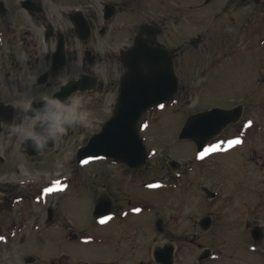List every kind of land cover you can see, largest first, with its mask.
<instances>
[{
  "label": "rangeland",
  "instance_id": "374dc122",
  "mask_svg": "<svg viewBox=\"0 0 264 264\" xmlns=\"http://www.w3.org/2000/svg\"><path fill=\"white\" fill-rule=\"evenodd\" d=\"M2 1L19 9L22 0ZM168 1L180 19V25H174L171 31V48L178 50L174 65L179 91L163 109H151L142 117L139 130L149 151L147 166L140 175H135L139 177L135 184L130 182L129 175H125L121 188L109 185L120 197L123 208L118 217L103 224L99 223L100 220L93 222L90 238L79 242L88 244L76 246L78 253H73L79 264L114 263V255L104 243V227H110L111 231L116 229L112 238L123 239L129 246H135L137 239L148 244L154 239L158 243L172 239L176 247V264H197V256L205 248L214 255L203 264H216L219 260L223 264H246L256 261L259 254L250 248L248 242L241 240L249 236L245 228L247 220L239 221L240 218L231 212H224L223 217L216 218L214 229L208 233L200 231L194 221L204 211L215 210L211 206L217 205L222 196L217 186L219 182L223 193L233 200V205L256 203L257 195L264 193V0L258 4L240 0H232L230 4L226 0H215L206 5L205 0ZM76 2L42 0L45 11L55 16L61 9L69 11L77 6ZM106 2L122 3L123 0H89V13H101ZM143 2L142 10L148 11L152 3L149 4L150 0ZM126 5L130 15L127 17L125 11H121L116 17L133 23L134 0H127ZM157 7L159 11H165V6ZM24 31L27 32L26 47H29L25 55L20 44L10 40L12 33ZM41 31L42 27L35 20L20 11L13 19L7 14L0 15V92H19L15 95L19 108L26 107L30 100L35 101L42 94H52L62 81L78 71V67L70 63L57 75L50 76L45 84L36 82L42 72L50 69V62L46 59L51 57L54 49L53 44L42 39ZM73 97L78 98L83 110L89 113L90 126L69 128L34 161H25L24 147L19 140L14 139L10 148L12 138L0 132V155L9 150L5 163L13 166L7 168L5 174L0 173L1 182L21 193L35 186L53 189L60 181H67L77 174V183L71 188L77 187L79 195L88 187L87 175L93 176L87 177V181L94 179V189L97 187L101 191L104 181L101 177L106 172L113 171L116 177L126 174L124 164L107 158L92 159L87 164L76 162V151L100 130L112 112L115 99L100 100L101 95L92 93ZM237 104L244 106L242 118L226 135L208 145L219 144L216 152L197 159L194 144L177 139L188 114L213 106ZM24 119L27 124L30 117ZM249 122L250 126H247ZM235 139L241 143L229 146L228 141ZM170 159L180 161L182 168L168 171L166 164ZM22 167L29 172H22ZM202 185L216 191L219 197L207 200L200 190ZM129 197L131 206L127 203ZM19 203L23 204V201ZM76 203L78 219L91 223L90 194L78 196ZM201 205L205 207L199 208ZM158 217H161L165 231L156 234L154 227ZM34 223L30 220L15 226L19 229L15 242H0V264H26L27 255H40L45 263L49 262L53 251L36 237L42 231L41 222ZM116 224L125 233H120ZM261 225L264 226V219ZM215 230L223 236L215 238L217 236L212 234ZM186 232L187 237L179 236ZM30 236L33 238L29 240ZM238 248L244 251L239 253ZM73 256L68 254L66 264L74 262Z\"/></svg>",
  "mask_w": 264,
  "mask_h": 264
},
{
  "label": "flooded vegetation",
  "instance_id": "af4514ba",
  "mask_svg": "<svg viewBox=\"0 0 264 264\" xmlns=\"http://www.w3.org/2000/svg\"><path fill=\"white\" fill-rule=\"evenodd\" d=\"M50 1L58 2L59 0ZM88 1L89 0H77L75 3L77 6H73L69 11L61 9L56 12L55 16V14L49 15L45 11L42 0H30L28 3H23L22 0L19 2V9L9 4L4 5L5 11L3 14L0 12V15L4 16L7 14L10 19H13V17L17 18V14L20 11L22 14L28 15L33 21L35 20L36 24L42 27V39L54 45L51 57L47 56L46 59L50 62V66H52L54 62V53L57 51L58 45L60 43L62 44L63 54L65 55V65L62 68H58L57 71H50L48 79L50 76L57 75L59 71L66 68L70 63H74L78 67V71L67 77L65 81L76 79L81 82L80 85L84 87V89H91L83 93L76 92L73 96L76 94L89 95L92 93L101 95L102 97H100V100L107 98H114L116 100L119 77L125 71L123 52L133 45L136 37L141 35L143 27H147L148 30L151 31V35L147 37V40L151 44L162 43L168 48H171V43L173 41L171 31L174 25H180V19L178 13L174 11V8L168 0H150L149 4L152 3V5L148 11L142 10V5H144L143 0H134V5L132 7V9L135 10L133 23L130 21L126 22L123 18L117 19L116 17L121 11H125L127 17L130 15L126 5L127 0H123L122 3L113 2L112 10L104 3L101 13L96 11L89 13ZM213 1L215 0H205L204 4H211ZM226 1L232 3V0ZM158 5L165 6V11H159ZM77 10L82 12L87 22L84 25H86L89 30L83 25L76 28L75 18L78 16L74 11ZM125 19H127L126 16ZM64 20H66L67 23ZM49 23L53 25V28H48ZM65 23L66 25L64 26ZM24 32L25 33H12L13 35L10 40H16L20 44L22 53L25 55V52H29V47H26L27 42L25 34H27V32ZM142 36L146 37V33L144 32ZM192 44L195 45V42L192 41ZM17 69L18 71L21 70L19 64L17 65ZM45 83L46 82H44V84ZM18 94L19 92H12L9 90L0 92V132L4 136L12 138L10 148L14 145V139L20 141L24 147L26 155L25 161L29 163L30 160L34 161L40 157L39 155L41 153L30 156L25 144L27 139L19 137L12 131L13 128L22 124L27 125L24 117H29L28 108H19V103L15 101V95ZM9 106H13V108ZM11 110L12 116L9 115ZM233 127L232 125L225 128L213 141L226 135L227 131ZM8 152L9 150H6L3 156L0 155L1 174H5L7 168H13L11 164L7 165L5 163L6 154ZM262 167H264V161L262 162ZM22 168L23 169H20L22 172L27 171L24 167ZM123 170L126 174H123L122 177H116L113 171L111 173L106 172L105 176L101 177V179H104L101 184V186H103L101 191H99L97 187L94 189V179H89V181H87V177L93 178L92 175L85 176L86 185H88V187L79 195L77 187L71 188L73 184L76 185L77 183V174L69 177L67 181H60L55 188L48 192H46L45 189L50 188L35 186L34 188L28 187L20 193L14 191L0 180V242H15L16 235L19 234V229L15 228V226H19L23 222L33 220L35 222L34 224L37 225L41 222L40 227H42V231L40 235H36V237L40 241L43 240L42 243L51 247L53 252L49 255L50 260L48 263H45L39 255L33 256L34 260L31 264H66L69 260L67 257L68 254H72L73 256V253H78L75 249L76 246L88 244L79 242L87 240L91 236L93 222L97 220L92 215L93 204L97 196L105 194L111 198L113 208L107 217H111L112 219L120 215L123 208L120 203L121 199L118 195L113 193L114 190H112L109 185L114 184L117 189L119 186L121 188L124 183L123 179L125 175H129L130 182L135 184L139 179V177L135 175L137 173L139 175L142 173V170L127 167L123 168ZM27 172H29V169ZM96 183L99 184V182H95V184ZM217 186H219L222 196L218 199L217 205L211 206L215 208V210L204 211L199 214L196 217V221H194L195 225H197L203 233H208L214 229L216 218L223 217L222 213L224 212H231L236 217L240 218L239 221L247 220L245 228L249 236L245 238L246 240H241L248 242L250 248L256 250L259 254L256 261L246 264H264V230L262 229L264 226L261 225L264 219V193L262 192L260 195H257L256 203L233 205V200L229 195L223 193L220 182ZM200 190L207 200L213 201L219 197L216 191L205 190L203 185ZM85 193L91 196L89 212V217L91 216L93 218L91 223H89V221L83 223L81 219H78L79 214L76 210L78 196ZM124 196H126V194H124ZM20 201H23V204H20ZM131 202V197H129L127 201L129 206H131ZM183 206L185 207V205ZM14 207L16 208L14 209ZM204 207L203 205L199 206L201 209ZM243 208L247 209L244 210ZM225 217L227 216L225 215ZM121 218L122 215L118 219L120 220ZM109 224L110 222L108 225ZM116 226L120 229V225L116 224ZM154 229L156 234L157 232L163 233L165 231L161 217L156 219ZM114 231H116V229H112L111 231L110 227H104V243L108 250L114 255V257H112L114 263L102 264H166L164 261H167L169 256V251L167 250L168 246L173 247L171 264H176V247L172 239H165L160 241V243L154 239L149 244L137 239V244L135 246H129L123 239L112 238V233H114ZM120 233L125 232L120 229ZM187 234L188 232L179 236L185 238ZM212 234L217 236L215 238L223 236L216 230ZM32 238L33 237L30 236L29 240ZM131 243L134 244L133 241ZM242 250V248H238L237 252L240 253ZM213 255L214 253L209 248H205L197 256L196 263L203 264ZM73 258L75 257L73 256ZM70 264L79 263L75 258L74 262ZM216 264H223V262L219 260Z\"/></svg>",
  "mask_w": 264,
  "mask_h": 264
},
{
  "label": "water",
  "instance_id": "95a60500",
  "mask_svg": "<svg viewBox=\"0 0 264 264\" xmlns=\"http://www.w3.org/2000/svg\"><path fill=\"white\" fill-rule=\"evenodd\" d=\"M260 1V0H255ZM1 12L4 10L0 3ZM86 22L82 17V22L80 18L76 20V27L79 28ZM51 27V25H49ZM173 55L171 52L162 44H150L147 42L146 38L138 37L135 43L130 47L123 55V63L126 66V71L120 77L119 83V95L117 97V102L115 109L110 118H108L102 125L100 132L94 134L89 141L81 147L77 152V161L81 163L83 160L90 159V153L92 149L90 145L98 144L101 141H111L113 148H106L104 150H96V155L98 157L105 156L113 158L117 161L124 162L131 168H142L146 164L147 160V149L143 143V139L140 137L138 131V121L141 115L152 106L163 103L172 98V96L178 90V79L173 67ZM151 60L160 66L161 70L167 77L168 89L164 99L158 100H143L141 99V90L143 85V75L145 71L144 61ZM65 62V57L63 54V47L60 43L58 45L57 51L54 55L53 69L57 70L59 67L63 66ZM48 72L42 74L38 82L42 83L46 80ZM80 81L74 80L69 81L62 85L59 91L56 92L55 96L61 101H66L67 98L77 89L84 90V87L80 85ZM32 108L40 107L36 102L31 105ZM1 109V106H0ZM210 111L211 114L214 113H228V118L218 125L217 127L210 128L206 135V143L201 146V144L194 141L197 145V151L203 150L206 146L208 140L219 133L225 126L230 123H234L239 120L242 114V106L237 105L233 108H219L214 107L208 110L198 111L188 115L183 127L179 133V139H190L188 137L189 129L194 123L203 120ZM28 114L33 115L32 111L28 109ZM12 116V111L9 113ZM38 131L43 132V126L37 127ZM128 137L134 139L135 143L138 145L137 153L125 147V142ZM51 144V140L42 148L37 150L31 140H26V145L30 154H35L45 150ZM170 164L172 168L177 169L180 167V163L176 160H171ZM112 209V203L107 200L104 196L97 199L95 203V208L93 215L96 217L107 216ZM169 256L166 264H171L172 261V246H168ZM207 254V253H206ZM27 261H32V257H28Z\"/></svg>",
  "mask_w": 264,
  "mask_h": 264
},
{
  "label": "clouds",
  "instance_id": "9594fccd",
  "mask_svg": "<svg viewBox=\"0 0 264 264\" xmlns=\"http://www.w3.org/2000/svg\"><path fill=\"white\" fill-rule=\"evenodd\" d=\"M35 102L40 107L32 108V100L26 105L33 113L27 125L22 124L12 131L21 138L31 140L37 150L42 149L50 140L63 136L69 128L90 126V115L83 110L78 98L68 97L66 101H61L52 93L40 95ZM38 126H43V132L37 130Z\"/></svg>",
  "mask_w": 264,
  "mask_h": 264
},
{
  "label": "snow or ice",
  "instance_id": "6c2138e0",
  "mask_svg": "<svg viewBox=\"0 0 264 264\" xmlns=\"http://www.w3.org/2000/svg\"><path fill=\"white\" fill-rule=\"evenodd\" d=\"M144 68L145 71L142 73L143 75V85L141 90V99L143 100H158L164 99L167 89H168V80L164 72L161 70L160 66L156 63H153L151 60L144 61ZM161 109L164 108V104L162 103H155ZM210 113V111H208ZM229 114L222 112V113H214L207 115L203 120L194 123L192 127L189 129L188 137L192 140L196 141L197 143L203 146L206 143V135L208 130L213 127H217L221 123H223ZM250 126V122L249 125ZM142 128H146L147 125H141ZM229 146L238 145L241 143L239 139L230 140L228 141ZM125 147L133 151L135 154L138 150V145L135 143L134 139L128 137L125 142ZM220 147L219 144H211L209 147L204 148L203 152L197 155V159H202L208 153H213L218 150ZM92 149L90 153V158L98 159L96 155V150H104L106 148H113V144L111 141H101L98 144L90 145ZM89 160H83L81 163L87 164ZM149 187H154V185H149ZM46 192L51 191V189H45ZM139 211V209H136ZM106 219H111V217L103 218L99 221V223H105Z\"/></svg>",
  "mask_w": 264,
  "mask_h": 264
}]
</instances>
